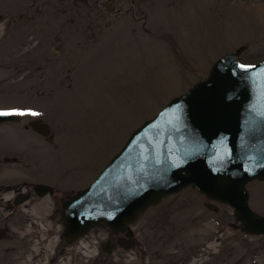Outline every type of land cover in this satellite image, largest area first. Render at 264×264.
Instances as JSON below:
<instances>
[{
	"label": "rangeland",
	"instance_id": "1",
	"mask_svg": "<svg viewBox=\"0 0 264 264\" xmlns=\"http://www.w3.org/2000/svg\"><path fill=\"white\" fill-rule=\"evenodd\" d=\"M103 2L0 0L13 26L0 49V111L23 117L0 124V154L24 160L6 163L2 155L0 187L18 190L38 176L58 189L18 205L8 186L0 189V227L10 230L0 240V264H264V236L247 235L232 207L192 187L144 211L127 248L115 243L127 239L119 233L103 249L105 225L72 244L61 237L63 196L89 186L134 129L227 51L246 46L241 60H264V0H143L138 16L148 15L153 34L133 10L115 14ZM36 118L51 125L52 139L28 128ZM248 189L252 208L264 214V181ZM24 215L35 228L26 242L17 237Z\"/></svg>",
	"mask_w": 264,
	"mask_h": 264
},
{
	"label": "water",
	"instance_id": "2",
	"mask_svg": "<svg viewBox=\"0 0 264 264\" xmlns=\"http://www.w3.org/2000/svg\"><path fill=\"white\" fill-rule=\"evenodd\" d=\"M236 57L226 55L210 78L136 131L95 184L66 203L68 241L103 222L124 231L140 211L188 184L232 204L247 232L264 233L245 189L264 179V63L240 68Z\"/></svg>",
	"mask_w": 264,
	"mask_h": 264
},
{
	"label": "flooded vegetation",
	"instance_id": "3",
	"mask_svg": "<svg viewBox=\"0 0 264 264\" xmlns=\"http://www.w3.org/2000/svg\"><path fill=\"white\" fill-rule=\"evenodd\" d=\"M134 1H137V0H131V3L129 0H104V2L102 3V6L109 12H115V14L116 12L117 14L121 13V11H123V9L126 8L123 13H127V11L129 10H133V15H135L143 7H142V3L140 2L142 0H138L140 6L139 5L135 6ZM0 26H1L0 34H2L3 46H4V40L9 35V26H10L7 13L5 14L4 11L1 12L0 14ZM38 184L40 183H37V182L36 183H26L23 186L21 185L18 186L19 189H18L17 195L21 193L22 191H27L30 193V200H33L38 197L44 198V196L43 197L39 196L38 191L35 189L36 185ZM54 194L55 192L51 195V198L54 196ZM55 214H56V210L54 209L51 217H53ZM31 218L32 217L28 215L20 216L19 218V226H20L19 229H21L20 231L23 232V236L17 235V237L19 238V240L23 242H26V239L27 240L31 239V231H32L31 229L33 227ZM9 231L10 230L8 228L0 227V238H6L7 236H10Z\"/></svg>",
	"mask_w": 264,
	"mask_h": 264
},
{
	"label": "snow or ice",
	"instance_id": "4",
	"mask_svg": "<svg viewBox=\"0 0 264 264\" xmlns=\"http://www.w3.org/2000/svg\"><path fill=\"white\" fill-rule=\"evenodd\" d=\"M240 68H247V67H250L248 65H239ZM9 114H12L11 112H5V111H0V115H9ZM22 114V113H21ZM33 115H38V113H32Z\"/></svg>",
	"mask_w": 264,
	"mask_h": 264
}]
</instances>
